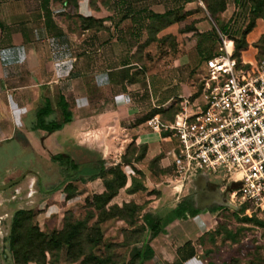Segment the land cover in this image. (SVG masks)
<instances>
[{"label": "crops", "instance_id": "0c3cea01", "mask_svg": "<svg viewBox=\"0 0 264 264\" xmlns=\"http://www.w3.org/2000/svg\"><path fill=\"white\" fill-rule=\"evenodd\" d=\"M196 1L202 3L201 9L206 11L211 25L199 22L203 27L197 31L201 34L200 43H195L193 53L188 54L187 49H182L177 35L199 28L197 24L182 28L180 25L191 13L185 6ZM139 2L96 0L92 6L90 0H78L70 9L71 5L64 0H0L3 23L0 35V143L14 140L19 151L27 154L25 161L29 162L44 158L41 150L46 148L47 154L50 153L47 158L57 167L59 165L52 156L63 153L79 169L92 167L96 161L104 162L113 155L117 158L112 148L123 146L125 140L134 138V133L139 134V140L146 145L147 151H151V140H159L161 134L140 133L138 129L147 124V120L134 121L140 107H167L178 99L181 101V96L187 95L189 90L187 81L194 68L197 67L196 80L203 72L201 54L214 53L215 42H204L203 39L212 28L220 25L233 30L229 18L227 21L221 19L227 10V0L225 10L217 15V19L210 17L201 0H183L182 4L174 3L164 10L155 9V5L141 6ZM234 2L241 3L242 11H235L231 16L243 15L242 29L247 3L246 0ZM169 11L182 18L152 33L148 29L150 15ZM259 21L264 22V18L257 19L255 25ZM187 27L192 30H186ZM261 33L264 28L254 26L246 35L248 46L244 52L247 55L241 53L245 63H255L256 48L252 43ZM142 36L146 38L140 41ZM152 44L155 48L163 45V54L149 56L147 53L141 57L140 50ZM136 92L141 93L138 96ZM60 95L68 103L72 120L51 133L35 129L36 109L47 101L53 112L46 120L60 119L57 108ZM121 96L130 101L120 99ZM148 112L150 109L145 114ZM170 151L171 148L163 160L165 166L172 168ZM95 179H92L94 183L97 182ZM34 180V177L28 178L26 182L33 184ZM79 180L75 178L69 182ZM92 180L87 181L91 184ZM207 183L213 186L210 191ZM37 184L44 193L58 190H53V186L44 188L38 181ZM191 185L194 191L209 196L217 190L224 199L222 194L225 193L212 176L198 174ZM215 205L220 207L216 202ZM210 206L198 208L197 204L195 207L199 212L196 215L175 218L168 223L164 227L162 243L166 241L174 246V253L166 255V250L158 247L148 261L153 262V258L161 256L165 263L160 264H208L197 258L192 241L208 230L207 209L212 208ZM172 209L157 216L167 219Z\"/></svg>", "mask_w": 264, "mask_h": 264}, {"label": "rangeland", "instance_id": "374dc122", "mask_svg": "<svg viewBox=\"0 0 264 264\" xmlns=\"http://www.w3.org/2000/svg\"><path fill=\"white\" fill-rule=\"evenodd\" d=\"M227 1V10L221 16V19L227 21L229 18L231 30L235 34H239L240 26L244 22L243 15L234 18L231 15L235 11H242L241 3L238 6L234 0ZM239 2H242V0H239ZM174 3L180 5L183 0H140L138 5H155V9L164 10ZM201 4L196 1L185 6L191 13L180 24L181 28L190 24H195L196 27L199 22L204 24L208 22L211 25V20L208 18L206 11L201 9ZM72 7L70 6V9ZM236 7L238 8L235 10ZM230 17L232 18L230 19ZM255 26L264 28V22L259 21ZM199 29L202 30L203 27L199 25L196 31H185V33L181 32L177 35L179 42L182 44V49H187L188 54L193 53V47L197 40L196 32ZM262 34L264 33H261L252 43L256 48L255 62L257 63L264 58V53L258 56L260 49L255 47ZM145 38L142 36L139 40L143 41ZM135 41L134 39V46H136ZM214 42L213 50L216 52L219 41L215 39ZM259 45L263 46L264 43H259ZM156 47L155 44H152L140 50L139 54H141V57L147 53L149 56L151 54H163V51H165L162 50L163 45ZM242 53L244 56L247 55L244 51ZM194 69L188 77L189 90L187 94L198 87V79L196 80L195 75L197 67ZM140 93L136 92L135 95L139 96ZM145 100L146 98L142 102H145ZM140 108V113L134 118L135 122L142 121L148 109L150 111L155 109V107ZM167 109L168 107L160 108V110ZM162 116L165 118L170 117L171 111H164ZM138 130L144 135L153 132L148 124H144ZM170 141L169 135L165 132L159 140H151L152 149L150 152L146 149L143 156L138 158L145 144L139 140V134L134 133V138L125 140L123 146L119 145L117 148H112L113 153L118 155L117 158L113 155V158L104 161L105 167L119 164L126 175L125 186L118 190L117 194L107 204V207L113 204L122 206L123 203H135L140 208L134 214L133 223H128L119 218H109L99 222L102 241L92 251L96 255L106 258V264H137L131 258V249L134 246H140L142 240L148 236V233L144 231L143 215L145 213H151L154 216L165 214L180 203L184 197H190L194 206H197L192 185H187L180 192H177L173 169L170 166H165L166 163L163 158L168 156L169 149L173 147V143L172 141L170 143ZM41 151L45 155L44 158L29 162V160L25 161V158L28 157L27 154L19 151V147L14 140L0 143V175L3 173L0 176V185L26 172L19 183L0 191V264H15L8 246V237L13 215L17 210L29 211L31 213V223L45 233L60 230L65 221L86 220L87 225L90 226L96 220L97 210L92 209L86 199L104 190L102 178H96V183L91 179L92 182L89 184L87 180L90 179H83L63 184L57 191L41 192L37 181L45 188L57 185L64 179L63 168L50 162L47 158L50 153L47 154L48 150L46 148ZM122 157L129 161L123 163ZM24 161L26 162L25 167L22 166ZM85 169L87 170V168ZM32 177H34L35 183L29 184V182H26L28 178ZM216 177L214 179L217 181L219 176L216 175ZM131 182H133L131 186L133 192L127 190ZM222 195L224 199H227L225 194ZM210 207L212 208L207 209L208 230L200 238L192 241L197 258L204 260L205 263L211 262L213 264H264V226L246 220L245 216L241 215L242 211L238 212L228 207H218L216 205ZM91 212L94 215L92 217L89 216ZM167 245L166 241H163V243L161 241L159 244H155V247L157 249L160 247L159 250L165 249L166 255L174 253V246ZM57 256V259H55V256L50 259L47 254L46 264H78V262H71L70 257H66L65 249L60 250ZM150 263L160 264L165 263V260L161 256H157L153 258V262L148 261L143 264ZM28 264L34 263L29 262Z\"/></svg>", "mask_w": 264, "mask_h": 264}, {"label": "built area", "instance_id": "2783aa9c", "mask_svg": "<svg viewBox=\"0 0 264 264\" xmlns=\"http://www.w3.org/2000/svg\"><path fill=\"white\" fill-rule=\"evenodd\" d=\"M249 66V67H246ZM198 87L181 96L172 120H147L172 140L177 192L203 174L215 179L242 216L264 214V58L238 61L220 35L218 50L204 59Z\"/></svg>", "mask_w": 264, "mask_h": 264}, {"label": "trees", "instance_id": "16d2710c", "mask_svg": "<svg viewBox=\"0 0 264 264\" xmlns=\"http://www.w3.org/2000/svg\"><path fill=\"white\" fill-rule=\"evenodd\" d=\"M67 5L73 7L76 6L78 0H64ZM206 7L211 18L217 19V15L223 12L226 8V0H201ZM96 0H90L92 6L95 5ZM247 3V15H245V25L235 34L225 25L212 28L208 37L204 38V42H214L220 40V35L224 36L229 51L232 53L238 61L241 62V53L247 49V42L245 40L246 35L255 26V21L259 18H264V0H246ZM150 24L148 29L155 33L162 27L180 20L182 17L173 16V12H165L163 14L152 13L150 15ZM186 30H192L191 27H187ZM3 31V23L0 19V35ZM198 45L201 40V34L196 32ZM230 39V40H229ZM231 41V44H230ZM259 43H264V34H262L258 40V44L255 47L259 48L258 56L264 53V45L260 46ZM214 53H205L201 55L202 60L214 55ZM246 67H249L246 65ZM180 100L171 103L167 110H160L161 107H155L149 113L145 115L142 121L148 120L155 114H158L162 120H172L177 112ZM57 108L60 112L59 120L47 121L46 117L53 112V108L50 107L49 101L43 106L36 109V124L35 129H41L48 133L54 132L63 125L69 123L72 120V113L69 110L68 103L64 96L60 95L57 99ZM177 107V108H174ZM164 111H171V116L168 118L163 117ZM165 132H162L163 135ZM144 145L140 156L141 158L146 151ZM52 160L57 162L63 168L64 179L59 184L52 187L53 190L59 189L61 185L70 183L69 180L79 178L83 180L86 176L87 179L102 178L104 190L100 193H95L91 197L86 199L88 205L97 210L96 220L90 225H87L86 220L65 221L63 227L60 230L45 233L40 231L36 226L31 223V213L29 211L20 209L17 210L12 219L10 228V234L8 237V246L12 252L13 261L15 264H28L32 262L34 264H46L47 254L50 259H57V255L60 250L65 249L66 257H70L71 262H78V264H106L107 259L93 253L92 249L96 248L102 241V234L100 232L99 222L109 218H119L133 223L134 214L140 209L135 203H123L122 206L107 204L117 194L118 190L125 186L126 175L119 164L105 167L103 161H96L92 167L79 169V166L68 156L63 153L52 156ZM129 161L122 157V162ZM127 163V162H126ZM133 182L127 187V190L133 192L131 188ZM135 190V189H134ZM243 209H237L235 211L241 212ZM199 212V209L194 206V203L190 197H184L180 203H178L170 212L169 218H161L159 216H151L150 213L143 215L145 223V229L148 236L145 237L140 246H134L131 249V258L134 259L137 264H143L146 261L152 259L156 247L155 244H159L163 240L165 234L164 227L175 218H184L187 216H194ZM90 217L94 216L91 212ZM149 216V219H146ZM264 217V214H263ZM262 217V218H263ZM255 216L246 217L248 221H253L258 225L264 226V219ZM89 249V250H86ZM193 252L191 253V256ZM56 261V260H55ZM208 264H213L208 262ZM227 264V263H222Z\"/></svg>", "mask_w": 264, "mask_h": 264}, {"label": "water", "instance_id": "95a60500", "mask_svg": "<svg viewBox=\"0 0 264 264\" xmlns=\"http://www.w3.org/2000/svg\"><path fill=\"white\" fill-rule=\"evenodd\" d=\"M25 174H26V172H23L18 177L14 178V179H11L8 182L0 185V191L1 190H5L7 188H10L11 186L16 185L17 183H19L24 178ZM199 175H201V174H199ZM210 197L212 199H210L207 203H204V204H200L199 203V198H197L198 208H205L207 206H210L212 204L213 200H214L221 207H228L230 209L237 210V207L235 205H233L229 201H226V200L222 199L219 191H217V190L212 191ZM146 219H149V216H146Z\"/></svg>", "mask_w": 264, "mask_h": 264}, {"label": "flooded vegetation", "instance_id": "af4514ba", "mask_svg": "<svg viewBox=\"0 0 264 264\" xmlns=\"http://www.w3.org/2000/svg\"><path fill=\"white\" fill-rule=\"evenodd\" d=\"M11 180V179H10ZM197 184H198V187H200V182L199 180L197 181ZM207 188L208 190L210 191L211 189H213V186L212 184L210 183H207ZM202 192V191H201ZM195 202L198 204L197 202V198H199V203L200 204H204V203H207L210 199H212L208 194L206 193H200V191H195ZM211 205H215V202H212Z\"/></svg>", "mask_w": 264, "mask_h": 264}, {"label": "clouds", "instance_id": "9594fccd", "mask_svg": "<svg viewBox=\"0 0 264 264\" xmlns=\"http://www.w3.org/2000/svg\"><path fill=\"white\" fill-rule=\"evenodd\" d=\"M120 99L130 101V98L125 97V96H121Z\"/></svg>", "mask_w": 264, "mask_h": 264}]
</instances>
